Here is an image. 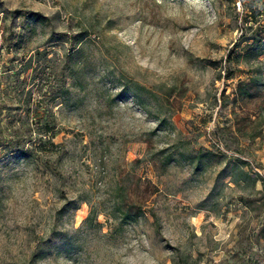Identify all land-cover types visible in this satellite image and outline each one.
<instances>
[{"label": "rangeland", "instance_id": "rangeland-1", "mask_svg": "<svg viewBox=\"0 0 264 264\" xmlns=\"http://www.w3.org/2000/svg\"><path fill=\"white\" fill-rule=\"evenodd\" d=\"M263 24L264 0H0V264H264Z\"/></svg>", "mask_w": 264, "mask_h": 264}, {"label": "trees", "instance_id": "trees-1", "mask_svg": "<svg viewBox=\"0 0 264 264\" xmlns=\"http://www.w3.org/2000/svg\"><path fill=\"white\" fill-rule=\"evenodd\" d=\"M250 19L253 21L255 20V16L254 15H249ZM260 24H257L256 26H259ZM250 25H247V27ZM246 27V26H245ZM262 27V33H253L250 36H248L246 39H250V42L248 44V49L246 50L247 52H252L255 55H259L264 53V24L261 26ZM241 31H243V29H241ZM254 78L253 75L249 74L247 76V80L245 81H240L238 83V85L244 84L246 85L247 82H249V80H252ZM242 92L246 93L247 95H250L251 92L248 90L247 87L242 88ZM46 123L43 122V125H45ZM44 130H47V128L45 127ZM20 151H24V150H20Z\"/></svg>", "mask_w": 264, "mask_h": 264}]
</instances>
